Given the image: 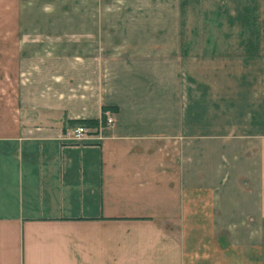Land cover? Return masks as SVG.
<instances>
[{
  "label": "crops",
  "instance_id": "1",
  "mask_svg": "<svg viewBox=\"0 0 264 264\" xmlns=\"http://www.w3.org/2000/svg\"><path fill=\"white\" fill-rule=\"evenodd\" d=\"M0 264H264V0H0Z\"/></svg>",
  "mask_w": 264,
  "mask_h": 264
},
{
  "label": "trees",
  "instance_id": "2",
  "mask_svg": "<svg viewBox=\"0 0 264 264\" xmlns=\"http://www.w3.org/2000/svg\"><path fill=\"white\" fill-rule=\"evenodd\" d=\"M108 110L116 111V108H107V107H102L101 108V117L100 120H75V121H66V128L63 129V131L67 129L74 128L76 126H83L87 129V133L95 134L98 131V124L101 121H104L106 112Z\"/></svg>",
  "mask_w": 264,
  "mask_h": 264
},
{
  "label": "built area",
  "instance_id": "3",
  "mask_svg": "<svg viewBox=\"0 0 264 264\" xmlns=\"http://www.w3.org/2000/svg\"><path fill=\"white\" fill-rule=\"evenodd\" d=\"M113 122V119H112V116L110 115H105V119L104 121H100L99 124H98V127H104V126H110ZM87 129L83 126H76L74 128H71L66 136L67 138L72 141V142H75V143H78L82 140H84V138L86 137L87 135Z\"/></svg>",
  "mask_w": 264,
  "mask_h": 264
},
{
  "label": "rangeland",
  "instance_id": "4",
  "mask_svg": "<svg viewBox=\"0 0 264 264\" xmlns=\"http://www.w3.org/2000/svg\"><path fill=\"white\" fill-rule=\"evenodd\" d=\"M219 125H222V127L226 130L227 129V126H226V124H219ZM238 125L241 127L242 126V124L241 123H229V128H230V130H232V129H238Z\"/></svg>",
  "mask_w": 264,
  "mask_h": 264
}]
</instances>
